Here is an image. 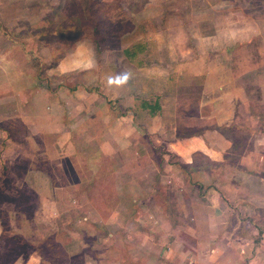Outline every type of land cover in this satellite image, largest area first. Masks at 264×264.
I'll list each match as a JSON object with an SVG mask.
<instances>
[{"label": "crops", "instance_id": "crops-1", "mask_svg": "<svg viewBox=\"0 0 264 264\" xmlns=\"http://www.w3.org/2000/svg\"><path fill=\"white\" fill-rule=\"evenodd\" d=\"M56 2L0 0V160L24 178L21 196L26 200L28 193H42L45 186L38 179L50 178L52 193L77 189L80 198L73 197V205L95 215L109 208L134 214L147 205L118 197L110 204L102 197L109 191L147 200L160 211L142 238L150 248L120 250L119 264H264V220L256 217L264 201L245 186L212 184L224 178L218 171L228 169L224 164L232 160L233 147L248 148L236 156V179L251 175L252 164L264 159V15L236 17L227 10L223 24L210 12L191 36L176 24V13L168 15L173 19L162 31L119 43L124 49L119 74L129 79L109 98L101 84L108 74L94 58L100 46L57 38L64 32L58 22L52 24L69 20V13L65 7L57 11ZM47 33L56 40L44 39ZM113 66L110 76H116ZM241 193L259 202L239 201L231 208L221 200L222 195L235 200ZM200 194H211L210 202ZM23 198L21 212L26 214L30 206ZM44 204L40 197L34 210ZM9 210L0 199V235L7 224H17ZM57 215L53 210L52 216ZM36 219V214L26 216L29 224ZM124 219L119 215V225ZM157 226L163 227L162 234ZM131 227V238L139 241L144 232L137 223ZM160 242L169 248L162 255L155 247ZM67 257L93 258L70 248ZM10 264L47 263L32 249Z\"/></svg>", "mask_w": 264, "mask_h": 264}, {"label": "rangeland", "instance_id": "rangeland-1", "mask_svg": "<svg viewBox=\"0 0 264 264\" xmlns=\"http://www.w3.org/2000/svg\"><path fill=\"white\" fill-rule=\"evenodd\" d=\"M48 5H51V3L49 2ZM55 5L54 8L57 11H62V7H65L67 9L65 12L69 13V20L59 18V21L55 20L52 24L54 26L58 22L61 28L60 31L64 32L59 33L57 38L60 36L61 40L68 41L69 44L90 41V44L93 42V45L94 43L99 45V54L94 53V56L96 55L94 58L99 59L100 70L101 72H107L105 74H108V77L111 73V65L115 66L116 75L119 74V54L124 52L122 51L124 49L119 47V43H129L134 37L141 36V33L145 35L149 30L152 32L162 31L163 26L168 25L169 21L173 19L168 15L176 13L173 15L178 21L176 24L182 25L190 36L198 30L199 21L202 17L210 12H216L223 24H225L224 20L228 14L227 10L235 11L236 17L264 15V0H233L232 2L223 0H59ZM258 10H262L260 11L261 14L255 15ZM50 20L49 25L53 21L52 17H50ZM63 21L65 22L63 23ZM67 28L70 32H67ZM146 36H143V38ZM44 37V39L56 40L49 33ZM3 41V35H0V43ZM101 72V76H104ZM111 76L115 77V74H111ZM77 83H79L78 79ZM101 84H105L102 91L107 93L109 98L113 96L114 91H119V86L116 84L109 85L108 81H104V79ZM114 99L116 100H112L113 105L119 107V98ZM151 101L154 105L155 99H151ZM144 102L148 103V100ZM16 132L20 133V131ZM246 149L248 148L243 146L232 148L233 155H228V158L230 157L232 160L224 164V167L228 169L223 168L218 171L219 175H225L224 178L215 176L216 178L212 179V184L223 182L233 187V189L245 186V191L256 192L255 195L260 197L261 201H264V159L259 162V165L258 163L252 164L251 175L248 174L246 177L238 179L232 176L234 165L239 168V165H237L239 163L237 161L238 157L236 156L241 155ZM161 152L163 153V150ZM172 158L174 162L177 160L175 155H172ZM199 161L206 163L202 159H199ZM43 166L48 170L51 169L48 164ZM9 169V164L6 165L4 161L0 160V190L2 192L0 193V199L10 209L8 217L14 218L17 224H7L3 235H0V264H10V262H14L15 257H20L25 253L28 254L32 249H37L47 264H53V262L56 264H87L89 261L91 264H119L121 261L120 250H132L138 247L142 249L150 248L148 240L142 238L145 237L148 230L152 231V227L149 228L148 226L152 224L150 221L154 219L153 214L157 215L160 211L154 208L151 209L147 200L143 202L138 199V194L130 192L118 196L117 193L113 194L109 191V195L104 194L102 196L110 204H113L117 197L127 202L135 200L137 204H147L141 209H134L133 211H136L134 214H126L129 210L121 212L109 208L106 212L100 211L102 213L99 212L95 215L94 211H85L83 205L82 208L79 207L81 205H73L72 198H80L77 189L72 192L70 190L64 191L61 194L52 193L51 183L55 184V182L54 179L50 178H45L47 183L44 182V179H38V182L45 186L44 191L40 194L28 193L25 200L18 192L21 190L20 183H23L24 178L17 175L18 171L14 170V166L11 165L13 171ZM242 169L247 170L245 164L242 165ZM59 177L63 184L67 185V179ZM168 185H173V183L170 182ZM177 185L176 187H179ZM201 185L203 188L211 186ZM47 186L49 188H46ZM119 187H122L123 190V186ZM172 195L171 191L167 196L172 198ZM200 195L202 201L210 202L211 194ZM40 197L44 198L45 204L34 210L38 202L40 203ZM252 197L247 193H241L235 200L233 198L226 200L224 195H222L221 200L229 203L231 208H237L240 204L239 201L259 202L255 199L252 200ZM22 198L30 206L26 214L21 212L23 210L20 205ZM53 200L57 207L54 203L51 205ZM56 201H59L61 206ZM77 201L81 202L80 199H77ZM53 210L58 212L57 216H52ZM138 212L141 216L139 220H137ZM35 214L37 219L34 220V223L30 222L29 224L26 216L33 218ZM122 214L125 215L124 223L119 225V215L121 217ZM158 216L160 215L156 217ZM256 217L264 220V211H260V214ZM132 222L137 223L140 232H144L140 233L139 241H134L131 238ZM157 227L156 231L160 233L163 227ZM56 238L58 239L56 240ZM165 243L160 242L159 246H155L162 250L161 255L163 252L169 251L168 245ZM69 248L76 255L84 251L89 252L93 258L69 260L67 257ZM160 260H163V257Z\"/></svg>", "mask_w": 264, "mask_h": 264}, {"label": "clouds", "instance_id": "clouds-1", "mask_svg": "<svg viewBox=\"0 0 264 264\" xmlns=\"http://www.w3.org/2000/svg\"><path fill=\"white\" fill-rule=\"evenodd\" d=\"M129 76L127 73H121L116 75L115 77H108V84H116L117 86L124 85L128 82Z\"/></svg>", "mask_w": 264, "mask_h": 264}]
</instances>
